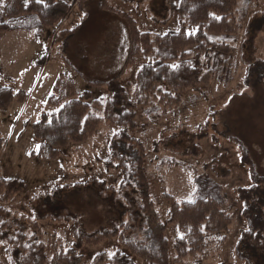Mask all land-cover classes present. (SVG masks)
<instances>
[{"label":"trees","instance_id":"obj_1","mask_svg":"<svg viewBox=\"0 0 264 264\" xmlns=\"http://www.w3.org/2000/svg\"><path fill=\"white\" fill-rule=\"evenodd\" d=\"M90 1L43 0V3H38L37 0H3V4L0 2V40L6 34L29 33L36 41H42L45 30L59 26L70 16L75 5L85 15V20V7ZM124 1L140 4L136 0ZM176 1L166 0V7L171 15L178 16L181 28L153 33L141 31L131 16L111 7L108 0H99L101 11L115 15L126 25L128 51L123 67L106 81H93L67 59L63 62L89 88L105 89V102L93 100L90 89L80 94L74 81L62 74L47 100L53 110L44 113L33 126L34 138L41 144L31 157L45 161L57 160L62 148L99 137L103 121L118 128L110 140V160L105 162V166L120 171L119 188L108 187L96 179L88 182L100 199L109 202L111 209L118 210V219L109 228L102 227L88 233L80 217L62 202L71 185L34 197L29 202L31 217L12 212L3 205L26 192L27 185L19 178L0 177V244L6 247L9 264H46V246L39 224L47 221L69 223L74 239L72 248L56 249L51 264H83V257L78 255L83 247H95L112 239H117L131 256L152 264H171L166 225L160 220L151 198L146 173L147 152L143 143L132 137V132L137 129V109L148 106L151 99L158 96L157 106L149 109L147 116L155 113L165 115L167 112H162L161 107L169 108L181 103L182 92L210 81V74L204 71L201 58L212 59L231 53L229 41L237 28L234 12L239 0ZM249 28L248 56L244 59L248 81L255 76L257 81L263 82L264 61L256 57L255 42L264 31V18L252 23ZM68 33L72 34L74 30L57 33L55 42ZM193 55L194 63L190 61ZM140 57L143 64L137 71L130 96L122 85V77L125 69L134 65ZM48 61V56L41 58L38 68L43 70ZM0 76L6 77L1 61ZM27 98L24 91L0 86V112L7 111L14 102H26ZM96 106L103 108V117ZM207 125L193 131L183 128L172 135L167 134L156 145V151L162 148L181 157H199L202 152L199 142L209 137ZM235 143L251 179L249 187L238 189L246 229L236 245V257L243 264H264V176L258 173L244 143L239 140ZM2 149L3 141L0 139V154ZM164 160L161 165L168 163L179 167L172 159ZM228 176L229 172L220 175L221 178ZM194 187L191 198L183 202L165 193L170 206L169 223L175 224L179 230L174 244L178 264L188 258L196 260V264H203L208 257L210 239L228 233L232 223V216L224 210L226 199L223 187L215 179L208 174L195 175ZM129 254L121 251L113 255L101 253L96 257L95 264H135Z\"/></svg>","mask_w":264,"mask_h":264},{"label":"rangeland","instance_id":"obj_2","mask_svg":"<svg viewBox=\"0 0 264 264\" xmlns=\"http://www.w3.org/2000/svg\"><path fill=\"white\" fill-rule=\"evenodd\" d=\"M136 1L140 4L108 0L111 7L131 16L141 31L166 33L181 28L178 16L167 11L166 0ZM0 2L3 4V0ZM85 13L87 18L83 20L85 15L75 5L65 21L45 30L42 41H36L29 33L6 34L0 40V61L6 75L5 78L0 76V86L24 91L28 95L26 102H14L7 111L0 112V139L3 141L0 177L19 178L26 183V192L16 195L3 206L30 217L29 202L34 197L71 185L62 202L80 217L84 229L92 233L102 227H111L118 219V210L111 209L110 203L100 199L94 188L88 185L89 181L96 179L108 187L119 188L120 171L105 166L110 160V140L118 128L103 121L99 137L60 149L57 160L31 157L41 144L34 138L33 126L44 113L53 110L47 100L60 75H68L80 94L90 89L93 100L105 102L107 97L105 89L89 88L63 60L67 59L93 81L108 80L124 65L128 51L125 23L115 15L101 11L99 0L90 1ZM234 16L237 28L229 41L231 53L212 59L201 58L204 71L210 74L208 83L182 92L181 103L161 107L162 112H167L165 115L147 116V111L157 106L158 96L153 97L148 106L137 109V129L132 132V137L141 141L147 152L146 173L151 198L160 220L166 225L171 264H178L174 244L179 230L175 224L169 223L170 206L165 193L178 202L189 200L195 190L194 177L201 174H208L223 187L224 210L232 216L228 233L210 239L208 257L203 264H243L236 257V245L246 229L238 189L249 187L251 179L235 140L244 143L258 173L264 176V81H257L255 76L248 81L245 61L248 30L252 23L264 18V0H239ZM73 30L74 33L55 42L57 33ZM255 49L256 57L264 61V31L257 37ZM44 56H48L49 61L40 70L37 63ZM190 61L194 63L195 55ZM142 64V58H137L123 74L122 85L130 96ZM163 90L167 91V88L163 87ZM96 108L103 117V108ZM205 125L209 137L199 142L202 149L199 157H181L162 148L156 151V145L167 134L172 135L183 128L193 131ZM164 159L174 160L179 167L168 163L161 165ZM228 172L227 178L220 177ZM79 185L82 186L75 187ZM39 225L46 246V264H51L56 249L67 250L74 245L71 225L50 221ZM118 251L129 254L117 239H112L95 247H83L78 255L83 257V264H95L99 254L113 255ZM131 258L135 264H152L135 256ZM0 264H9L6 247L2 244ZM182 264H196V260L188 258Z\"/></svg>","mask_w":264,"mask_h":264},{"label":"snow or ice","instance_id":"obj_3","mask_svg":"<svg viewBox=\"0 0 264 264\" xmlns=\"http://www.w3.org/2000/svg\"><path fill=\"white\" fill-rule=\"evenodd\" d=\"M38 3H43V0H37ZM214 15V14H213Z\"/></svg>","mask_w":264,"mask_h":264}]
</instances>
